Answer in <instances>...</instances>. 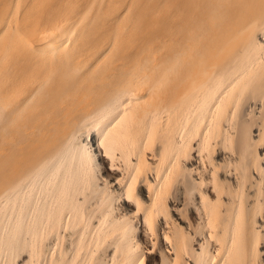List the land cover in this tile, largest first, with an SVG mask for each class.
Returning a JSON list of instances; mask_svg holds the SVG:
<instances>
[{
    "label": "bare ground",
    "instance_id": "obj_1",
    "mask_svg": "<svg viewBox=\"0 0 264 264\" xmlns=\"http://www.w3.org/2000/svg\"><path fill=\"white\" fill-rule=\"evenodd\" d=\"M0 264H264V0H0Z\"/></svg>",
    "mask_w": 264,
    "mask_h": 264
}]
</instances>
